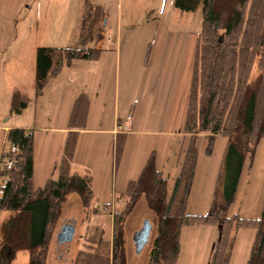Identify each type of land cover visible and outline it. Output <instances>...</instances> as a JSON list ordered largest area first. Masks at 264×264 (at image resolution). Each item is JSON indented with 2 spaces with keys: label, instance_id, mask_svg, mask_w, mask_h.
<instances>
[{
  "label": "rangeland",
  "instance_id": "rangeland-1",
  "mask_svg": "<svg viewBox=\"0 0 264 264\" xmlns=\"http://www.w3.org/2000/svg\"><path fill=\"white\" fill-rule=\"evenodd\" d=\"M10 1L12 7H8L9 1L0 0V38L4 41L0 45V148L3 152L9 148L3 139V128L22 126L31 129L33 147L35 144L37 151L34 188L43 187L49 179L56 180L60 160L58 134L43 131L47 126L43 110L51 106L54 112V102L58 98L47 92L41 99L35 95L37 48L82 47L79 37L82 18L96 14L94 6H100L105 13L103 24L107 22L112 30L107 33L112 44L116 46L118 42L122 52L129 46L136 52L134 58L122 59L119 65L114 49L109 52L110 60L101 66L105 94L103 99H93L92 103V114H100V121L92 122L89 127L93 130L113 127L114 110L117 111L122 123L118 121L115 130L126 136L121 155L116 160V138L110 133L97 134L99 142L87 133L80 136L77 153L92 171L75 168L72 172L91 176L93 196L89 208H84L77 194L67 195L52 226L45 264H73L77 253L83 249L84 233L89 227L103 228L105 240L111 242L117 213H122L120 233L124 264H147L157 235L158 218L143 195L127 203L121 194L138 177L152 152L169 187L180 171L189 140L183 126L201 10L179 11L173 7V0H79L78 6V0ZM100 24L97 27L101 29L103 24ZM72 27L74 31H71ZM94 37L95 43L90 40L86 47L95 48L102 38L95 33ZM140 51H148V58L141 61ZM89 67L92 69V64ZM8 81L12 82L7 86ZM88 87V84L76 85L79 93ZM15 90L28 99V105L19 115L11 113V96ZM60 108L63 112V105ZM49 124L54 125L53 122ZM205 136L199 133L195 140L197 159L186 205V213L190 215H206L214 194L215 201H220L216 182L226 139L216 136L208 154ZM249 166L250 160H246L228 216L238 214L244 219H257L260 215L264 199V138L248 169ZM1 170L3 165L0 164ZM8 216L7 211H0V264H27L29 253L13 252L3 240L1 226ZM144 221L151 225V232L148 243L137 254L135 238ZM221 226L219 223L215 227L193 225L183 228L175 264H209ZM63 231L71 234V241L65 252L66 261L60 262L55 253L56 236ZM253 236L254 231L250 229L237 231L229 264H245Z\"/></svg>",
  "mask_w": 264,
  "mask_h": 264
},
{
  "label": "trees",
  "instance_id": "trees-1",
  "mask_svg": "<svg viewBox=\"0 0 264 264\" xmlns=\"http://www.w3.org/2000/svg\"><path fill=\"white\" fill-rule=\"evenodd\" d=\"M173 7L182 12L201 10L183 126L184 133L189 135L187 148L171 187L157 168L152 152L121 197L128 203L143 195L158 218L157 235L147 264H175L183 228L215 227L219 223L222 226L209 264H229L236 233L241 229L254 231L245 264H264V199L257 219L227 214L235 200L245 161L250 160L249 169L264 138V0H173ZM103 18L99 8L96 14L83 16L79 33L82 47L78 49L37 48L36 96L73 61L98 59L100 50L88 48L86 44L90 40L95 43L94 33L100 34L97 25L100 22L102 26ZM27 104V98L15 93L11 113L21 114ZM87 112L88 100L80 95L73 103L68 126L84 128ZM199 133L206 135L208 154L216 136L226 139L216 182L220 201H215L214 194L210 211L203 216L186 213L197 159L195 140ZM77 136L75 132L67 134L56 180L49 179L43 187L34 188L32 133L23 129H10L6 133L5 141L17 148L20 163L17 171L0 172L6 182L3 186L0 184V211L9 213L1 233L13 252L29 253L27 264H45L52 226L67 195L77 194L83 207L89 208L93 196L91 176L72 172ZM125 137L121 133L116 136V160L121 155ZM121 222L122 213H117L111 242L105 240L103 228L89 227L84 233L83 249L79 250L73 264H124Z\"/></svg>",
  "mask_w": 264,
  "mask_h": 264
},
{
  "label": "crops",
  "instance_id": "crops-1",
  "mask_svg": "<svg viewBox=\"0 0 264 264\" xmlns=\"http://www.w3.org/2000/svg\"><path fill=\"white\" fill-rule=\"evenodd\" d=\"M5 1H9L8 3V7H12V3L10 0H5ZM79 5V0L77 1V6ZM95 8H99L102 10L103 9L100 6H94ZM84 13V12H83ZM103 16H105V13L103 12ZM77 18V16H76ZM158 23H160L159 18H157ZM71 31H74L73 27L71 28ZM109 32H112L111 28H109L107 22L103 24V26L101 27V32L99 34V38H101V40L95 44V48L100 50V55L98 57V59L96 61H73L72 64L68 67H64L61 72L55 76L54 78L50 79L49 82L47 83V85L45 86L43 92L39 95V98H44V94L47 92L48 94L52 95L54 94L56 98H58V100H55L54 104V112L51 111L52 107H45L43 112H44V123L45 126L43 128V131H47L49 133L52 134H58V154L61 156L62 153V149L65 143V140L67 138V134L70 132H75L77 133V143H76V147L74 150V155H73V162H72V171H74V169H82L83 171H92L90 168H88L87 164H85L83 162V160L81 159V157L78 155V149H77V145H78V141L80 136H82L83 134H88V136L90 135L91 138L95 139V141H100V137L96 136L97 134H101V133H110L111 136H114V138H116V136L119 134L116 130L115 127L117 126V122L119 121L120 123H122L118 116H117V111L114 110V114H113V127L111 126V128L109 129H105V130H93L90 129V125L93 123H95L97 120L98 122L99 120V112H97L95 115L92 114V103H93V99H103L104 94H105V89H104V85H103V79H104V72L103 69L101 68V66H105L106 63L110 60L109 52H114V56H115V60L117 62V64L119 65V63L121 62V60L128 58V60H131L132 58H134L136 52L134 49H132L131 46H129V49L126 51H121V46L120 44H118V42L116 43V46L112 44L111 39L109 38V35H107V33L109 34ZM108 40V42H107ZM4 41H3V37L0 38V45H3ZM140 55V59L141 61L148 58V51L147 52H139ZM89 64H92V69H89ZM12 81H8L7 82V86L9 85V83H11ZM84 86L88 84V88L87 90H85V92H80L79 93V89L76 88V85H80ZM6 90L8 87H5ZM85 89V88H84ZM9 91V89H8ZM8 93V92H6ZM15 93H19L21 96L27 98L25 95H23L21 92H19L18 90H15L12 93L11 96V102H12V97ZM80 95H84L86 96L87 100H88V114L85 120V126L84 128H79V127H75V128H70L68 126V122H69V117L71 114V110L73 107V103L75 101V99L80 96ZM11 105V103H10ZM28 105V104H27ZM63 105V112H62V108H60V106ZM23 112V111H22ZM62 112V113H61ZM54 113V114H53ZM132 117V116H131ZM60 118H62V120L60 121ZM133 119V117H132ZM131 119V120H132ZM95 120V121H94ZM54 123V125H50L49 123ZM128 128H130L129 126H127ZM10 129H23L26 131H30L31 129L28 128H24L22 126H11V127H5L3 128L4 130V136L3 139L5 140V136L8 130ZM131 131L129 130L128 133H130ZM96 133V134H95ZM127 133V134H128ZM33 135V141H34V134ZM61 151V152H60ZM3 151L0 148V155ZM43 162H45L43 160ZM54 162V161H53ZM36 165H37V151L35 152V144L33 147V178L35 175V171H36ZM161 171V170H160ZM179 173V172H178ZM78 174V173H77ZM80 175H84V174H80ZM177 176V175H176ZM48 181V180H47ZM253 241V240H252ZM252 244V243H251ZM250 250V249H249ZM249 254V253H248ZM248 257V256H247ZM246 262V261H245Z\"/></svg>",
  "mask_w": 264,
  "mask_h": 264
},
{
  "label": "water",
  "instance_id": "water-1",
  "mask_svg": "<svg viewBox=\"0 0 264 264\" xmlns=\"http://www.w3.org/2000/svg\"><path fill=\"white\" fill-rule=\"evenodd\" d=\"M150 232L151 225L148 221H144L142 223L141 229L138 231L135 238V248L137 254H139L148 243ZM56 241L57 244L55 248V253L57 255V258L60 262H65V252L67 250L69 242L71 241V234H67L66 231H63L60 234H57Z\"/></svg>",
  "mask_w": 264,
  "mask_h": 264
},
{
  "label": "built area",
  "instance_id": "built-area-1",
  "mask_svg": "<svg viewBox=\"0 0 264 264\" xmlns=\"http://www.w3.org/2000/svg\"><path fill=\"white\" fill-rule=\"evenodd\" d=\"M20 163V156L17 148L9 145L7 152H2L0 155V164L3 165L1 171H17V166ZM5 179L0 176V184L5 185Z\"/></svg>",
  "mask_w": 264,
  "mask_h": 264
}]
</instances>
